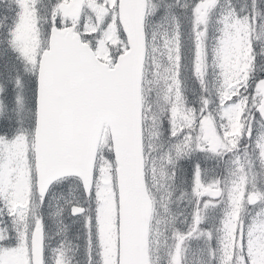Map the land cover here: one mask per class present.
<instances>
[{"label": "snow or ice", "instance_id": "1", "mask_svg": "<svg viewBox=\"0 0 264 264\" xmlns=\"http://www.w3.org/2000/svg\"><path fill=\"white\" fill-rule=\"evenodd\" d=\"M0 264H264V0H0Z\"/></svg>", "mask_w": 264, "mask_h": 264}]
</instances>
